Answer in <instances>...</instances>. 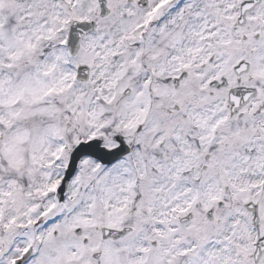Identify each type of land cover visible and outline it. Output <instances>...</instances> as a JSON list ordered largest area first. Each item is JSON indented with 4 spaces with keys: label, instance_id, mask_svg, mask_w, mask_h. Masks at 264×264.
Masks as SVG:
<instances>
[{
    "label": "snow or ice",
    "instance_id": "6c2138e0",
    "mask_svg": "<svg viewBox=\"0 0 264 264\" xmlns=\"http://www.w3.org/2000/svg\"><path fill=\"white\" fill-rule=\"evenodd\" d=\"M0 264H264V0H0Z\"/></svg>",
    "mask_w": 264,
    "mask_h": 264
}]
</instances>
